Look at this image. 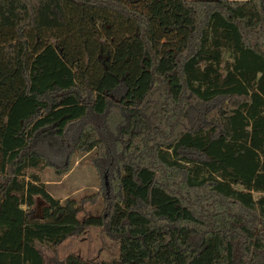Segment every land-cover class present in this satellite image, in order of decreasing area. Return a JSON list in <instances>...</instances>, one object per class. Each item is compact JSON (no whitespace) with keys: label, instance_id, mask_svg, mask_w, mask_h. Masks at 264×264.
Instances as JSON below:
<instances>
[{"label":"trees","instance_id":"trees-1","mask_svg":"<svg viewBox=\"0 0 264 264\" xmlns=\"http://www.w3.org/2000/svg\"><path fill=\"white\" fill-rule=\"evenodd\" d=\"M71 5L109 46L107 92L51 43L29 61ZM75 153L109 179L82 221L40 178ZM87 227L119 258L57 264H264V0H0V264Z\"/></svg>","mask_w":264,"mask_h":264},{"label":"rangeland","instance_id":"rangeland-1","mask_svg":"<svg viewBox=\"0 0 264 264\" xmlns=\"http://www.w3.org/2000/svg\"><path fill=\"white\" fill-rule=\"evenodd\" d=\"M70 2V1H67ZM68 4V3H67ZM67 18L61 28H35L28 31L29 61L48 43L55 45L65 57L76 80L88 83L96 92H107L116 86L113 79L105 77L102 65L109 51L108 44L94 34L78 16L75 6H67ZM91 153L63 156L55 168H46L41 181L47 191L59 201L66 198L82 203L78 220L102 212L104 195L109 194L108 172L99 174L91 161ZM65 172L59 174L57 171ZM43 201L36 199L33 215L39 217ZM44 264H57L58 260L74 256L84 261L110 262L119 258V244L102 229L87 227L81 233L68 237L58 245L40 247Z\"/></svg>","mask_w":264,"mask_h":264},{"label":"crops","instance_id":"crops-1","mask_svg":"<svg viewBox=\"0 0 264 264\" xmlns=\"http://www.w3.org/2000/svg\"><path fill=\"white\" fill-rule=\"evenodd\" d=\"M53 197V196H52ZM54 198V197H53Z\"/></svg>","mask_w":264,"mask_h":264}]
</instances>
